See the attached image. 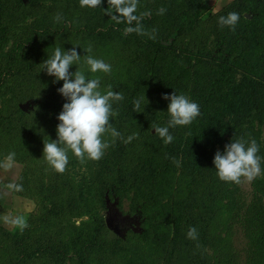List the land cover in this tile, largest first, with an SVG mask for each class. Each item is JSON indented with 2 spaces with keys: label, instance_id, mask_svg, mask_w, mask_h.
I'll return each mask as SVG.
<instances>
[{
  "label": "trees",
  "instance_id": "obj_1",
  "mask_svg": "<svg viewBox=\"0 0 264 264\" xmlns=\"http://www.w3.org/2000/svg\"><path fill=\"white\" fill-rule=\"evenodd\" d=\"M145 1L153 18L145 21L144 34L132 32L125 35L127 25L117 24L105 14L107 4L92 8L98 15L96 23L89 24L82 20L81 23L73 24V28L81 35H90L97 40L120 41L128 47L135 45L132 75L113 78L110 82L112 90L121 92L124 97L119 102H113V109L118 115L111 118L112 126L121 133L123 139L108 138L111 146L105 151L104 157L96 161L91 187L97 185L96 201L103 204L106 195L124 197L133 192L130 210L140 215L141 229L131 231L125 238L115 234L103 238L109 234L108 226L92 210L89 221L80 227L74 226L67 241L61 239L57 230L48 228L47 217L62 209L61 200L54 199V194L59 187L67 184V180L64 173L53 170L49 184L46 187L41 184L38 188L39 195L46 194L47 200L41 202L43 214L38 222L42 224L36 228L45 230L40 235L52 242L46 246L50 245V254L56 259H59V252H62L60 258L63 259L72 251L82 264H86L90 262L91 253H99L93 251H100L106 256L100 264H118V255L147 242L160 249L156 261L133 256L124 264H177L180 243L184 242L190 253L189 264H212L205 255L207 237L215 218L217 190L225 183L216 175L214 155L228 139L239 137L238 132L246 123L264 117V0H232L210 16L205 15L202 0ZM22 7L19 0H0V43L17 39V46L10 50L8 58L0 64V96L3 95L1 91L9 75L19 77L27 73L31 78L37 70L34 58L27 57L22 51L23 46L32 47L35 44L37 30L33 32L28 27L18 32L11 18ZM161 7L166 9L162 23L154 24ZM233 11L240 15L235 31L228 27L221 28L219 16ZM71 21L74 22L73 19ZM148 25L155 30L149 35L146 33ZM208 25L216 39L213 52H201L191 44L179 42L180 36ZM63 27L67 28L66 25ZM56 28L61 32L59 26ZM242 68L244 72L239 70ZM192 77L196 81L188 82ZM30 84L26 78L17 80L13 87L16 91V87L22 91ZM181 87H186L188 97L199 104L200 115L190 125L171 128L169 131L174 140L165 145L155 130L151 131V125L164 126L156 122V114L167 109L170 102L162 96L171 95L173 91L177 93ZM145 94L148 95V104L142 103L141 112H134L133 101ZM13 100L17 99L13 97ZM6 105L0 108V124L11 130L10 137H14L15 133L28 134L30 129L23 126L24 122L26 124L29 121L26 112L10 99H7ZM134 133L139 134L138 138L124 143ZM145 138L153 145L158 144L152 149L146 165L137 171L129 166L128 157ZM173 157L180 160V167L193 182L205 183L197 198L177 192L174 188L180 180L167 175L169 168L160 167L163 162L172 163ZM85 199L84 192L76 194L71 191L68 207L73 209V205ZM88 202L91 205L92 200ZM163 217L172 221L175 229L173 236L160 231L158 223H155ZM190 226L197 229L195 240L187 237ZM90 227L92 231L102 234L103 241L100 239L95 244L87 236L86 231ZM25 232L28 234L23 239L31 236L29 228ZM4 234L17 239L16 232L4 230L0 237ZM56 245L59 250L54 248Z\"/></svg>",
  "mask_w": 264,
  "mask_h": 264
},
{
  "label": "rangeland",
  "instance_id": "obj_2",
  "mask_svg": "<svg viewBox=\"0 0 264 264\" xmlns=\"http://www.w3.org/2000/svg\"><path fill=\"white\" fill-rule=\"evenodd\" d=\"M19 1L23 7L11 15V18L14 20L18 32L28 27L33 32L35 29L37 30L35 44L32 47H22V51L26 53L27 57L34 58L37 70L31 78L27 73H23L19 77L18 75H9L8 82L1 91L3 95L0 96V108H5L7 99H10L26 112L29 121L26 124L24 122L23 126L30 129L28 134L15 133L14 137H10L11 130L0 124L2 165L8 163L6 158L9 153H15V158L10 166L0 167V233L4 230L17 233V239L13 236L1 235L0 264H82L72 251H69L63 259L60 258L62 252L57 254L59 259L54 258L50 254V245L46 246L47 243L52 242L40 235L45 230L36 228L37 225L42 224L38 222L43 214L41 202L44 199L47 200L46 194L39 195L38 188L41 184H44L45 187L49 184L53 172L43 159V143L44 140L57 139L56 127L59 123L57 116L62 111L63 104L67 102L64 97L59 98L60 94L57 91L62 87L63 81L54 83L55 78L42 70V62L53 54L55 47H61L65 51L76 47L77 52L82 56V61L80 65H73L70 72H75L76 67H80L89 79L99 77L100 90L104 92L113 78H125L134 72L135 45L128 47L120 41L97 40L90 35L78 33L73 28V24L81 23L82 20L93 24L98 19V15L93 12L92 8H82L79 0ZM231 1L202 0L205 15H212ZM102 4H107V0H103ZM57 13H61L63 16L60 22L54 20ZM141 13H150V15L144 16L141 21L144 26L148 19L153 18V14L146 7L145 0H139L136 14ZM162 20L163 15H157L154 24L160 25ZM63 25H66L67 28H64ZM57 26L60 27L61 32L57 31ZM153 29L151 25H148L146 33L151 34ZM16 40L10 39L0 43V64L8 58L10 50H14L17 46ZM179 42L191 44L201 52H213L216 47V39L210 25L199 27L180 36ZM89 45L92 47L91 55L103 59L111 65L110 74L91 73L83 64V56L86 55L84 49ZM239 70L244 72L243 68ZM26 78L31 84L22 91L16 87V91L13 84L17 80L21 81ZM195 81L196 78L192 77L188 82ZM180 93L188 96L186 87H181L177 91V94ZM13 97L17 100H13ZM168 120L167 109L156 114L157 124L166 126L165 123ZM154 130L151 129V131ZM238 133L239 137L228 139L223 147H220L221 152L232 139L244 137L256 140L260 148L258 154L264 158V117L252 119ZM109 137L110 135H106L105 139L108 140ZM157 144L153 145L146 138L142 143L137 144L128 157L129 166L134 167L137 171L142 170L151 157L152 149L156 148ZM68 155L69 163L64 172L67 184L59 187L54 194V199L61 200L63 206L57 214L49 216L50 219L47 217L48 228L57 230L60 233V238L67 241L74 226L80 227L89 221L90 212L95 210L105 223L107 219H111L112 226L118 228V232L108 228L109 234L107 233L103 238L113 234L125 238L131 231H140L142 219L137 212L130 210L133 192L124 197L106 195L104 204L96 201L98 200V187L97 185L91 187L94 181L96 161L89 160L81 164L71 152ZM160 167L169 168L167 175L174 180H180L174 189L181 194L197 198L204 188V182H193L180 165L163 162ZM261 167L264 169V159H262ZM9 185H19L21 190H16L15 187L9 188ZM71 191L76 194L84 192L86 198L82 203L73 205V209L68 207L69 203L67 202ZM262 191H264V174L251 181L244 180L239 185L223 183L219 187L214 202L215 218L209 228L205 252L212 264H264V199H262ZM90 199L92 200L91 205L88 202ZM45 204L50 207L47 201ZM17 217H23L27 221L26 228H29L31 232L29 238L23 239L28 234L25 232L26 228L21 230L20 227L12 223ZM155 223H158L160 231L169 233L171 236L175 234L172 221L168 218L163 217ZM86 232L95 244H98L100 239L102 240V234L96 230L92 231V227ZM184 244V242L180 243L177 264H189L190 253ZM54 248L59 250L58 245ZM93 252L99 253H91L90 262L86 264H100L102 258H106L100 251ZM159 255L160 249L155 244L143 242L125 250L117 256L116 260L118 264H124L130 257L139 256L143 259L156 261Z\"/></svg>",
  "mask_w": 264,
  "mask_h": 264
},
{
  "label": "clouds",
  "instance_id": "obj_3",
  "mask_svg": "<svg viewBox=\"0 0 264 264\" xmlns=\"http://www.w3.org/2000/svg\"><path fill=\"white\" fill-rule=\"evenodd\" d=\"M103 0H79L80 6L87 8L101 7ZM139 0H107L105 14L115 23H125V35L132 32L144 34V28L141 23L144 16L150 13H141L137 15ZM166 12L164 7L158 10L159 15ZM63 19L61 13L54 16L56 22ZM239 13L233 11L227 15L219 16L218 24L221 28L228 27L235 31L239 23ZM155 31V30H153ZM86 55L83 56L85 64L91 73L102 72L110 74L111 65L103 59L95 58L92 53V47L89 45L84 49ZM82 56L77 52L76 47L65 51L61 47H55L51 56L42 62L43 69L47 75L55 78L53 81H63L62 87L57 89L58 93L66 99L62 106V111L57 116L59 121L56 127L57 139L43 143V159L57 173H64L69 163V152L75 158L84 164L87 161H99L105 151L111 144L105 139L106 135L112 138H121L118 132L111 124V118L118 115L113 109V102H119L124 99L121 92L112 90L109 85L107 90H100V79H89L85 71L76 67L75 72H70V68L80 65ZM163 99L170 101L167 106L169 120L166 126L152 124L155 134L158 135L165 145L172 143L173 135L170 129L177 126L190 125L199 115L200 106L192 101L186 94H177L175 91L171 95H163ZM147 103L146 96H141L133 101V111L140 113L142 103ZM139 134L134 133L127 137L124 143H130L133 139L138 138ZM259 145L255 139H245L240 137L226 144L224 151L219 150L215 153L213 164L218 178L230 184H241L242 181H251L254 178L264 174L261 167L262 158L258 153ZM15 158V153H9L6 165L10 166ZM173 163L177 166L180 160L173 157ZM9 188L15 187L21 190L19 185H9ZM12 223L20 227L21 230L26 228L27 221L23 217L15 218ZM197 229L190 226L187 232L189 239L197 238Z\"/></svg>",
  "mask_w": 264,
  "mask_h": 264
},
{
  "label": "water",
  "instance_id": "obj_4",
  "mask_svg": "<svg viewBox=\"0 0 264 264\" xmlns=\"http://www.w3.org/2000/svg\"><path fill=\"white\" fill-rule=\"evenodd\" d=\"M106 224H107L108 228L113 229L115 232H118L117 226H112L111 219H107Z\"/></svg>",
  "mask_w": 264,
  "mask_h": 264
}]
</instances>
